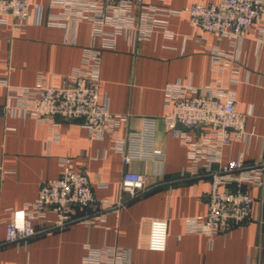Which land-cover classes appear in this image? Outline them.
Segmentation results:
<instances>
[{
	"label": "crops",
	"instance_id": "obj_1",
	"mask_svg": "<svg viewBox=\"0 0 264 264\" xmlns=\"http://www.w3.org/2000/svg\"><path fill=\"white\" fill-rule=\"evenodd\" d=\"M30 1L43 6L30 23L16 29L10 18L0 24V80L31 87L43 78L47 85L65 86L80 67L85 49L99 48L100 40L93 39L88 21L68 27L48 25L47 16L61 9L52 6L51 0ZM197 2L209 0L154 1L183 11L170 16L167 30L171 34L159 29L149 39L120 35L114 48L101 51L102 100L111 112L127 117L118 136L125 138L143 127L144 118H155L154 145L164 151L163 161L134 160L125 165L115 137L92 138L81 119H60L52 133L48 123L8 114L4 109L8 86L0 84V240L5 238L13 210L34 201L44 181L61 175V158L70 159L74 170L85 173L95 194L104 199L119 197L126 170L148 178L144 193L108 212L101 224L74 222L52 233L3 244L0 264H83L86 244L127 248L131 264H264V226L259 221L264 216V186L248 187L255 202L245 223L213 236L187 226L188 218L208 211L210 179L185 177L188 149L167 128L165 87L177 82L195 87L210 84L214 77L211 47H231L228 38H217L191 24L184 10ZM237 50L239 80L231 89L237 111L246 115V135L227 144L222 157L224 163H252L264 156V43L242 38ZM187 130L201 135L207 127ZM154 217L169 222L165 251L148 248ZM45 224L35 221L36 227Z\"/></svg>",
	"mask_w": 264,
	"mask_h": 264
},
{
	"label": "built area",
	"instance_id": "obj_2",
	"mask_svg": "<svg viewBox=\"0 0 264 264\" xmlns=\"http://www.w3.org/2000/svg\"><path fill=\"white\" fill-rule=\"evenodd\" d=\"M154 1L160 0H51L50 4L61 11L47 16L48 25L68 27L88 21L93 39L100 40V47L85 49L80 67L65 86L47 85L43 78L31 87L12 86L0 80V84L8 86L5 112L48 123L52 133L60 119H81L82 127L92 138L104 139L109 134L115 137V148L123 155L125 165L134 160L163 161L164 151L154 145L156 119L144 118L140 130L121 138L118 129L127 117L111 112L100 91L101 51L114 48L118 36L149 39L159 29L171 34L167 30L170 16L183 11L162 7ZM184 11L193 26L217 38H228L231 43L229 49L211 47L214 77L210 84L195 87L177 82L165 87L167 128L188 149L190 164L185 177L210 179L208 211L206 215L188 218L187 226L191 231L213 236L248 221L255 202L248 187L264 186V156L252 163L243 160L224 163L222 157L227 144L246 135V115L237 111L231 85L239 80L238 42L253 37L264 43V0H209L194 3ZM42 12L43 6L30 0H0V24L12 18L16 29ZM203 125L207 130L201 135L187 130ZM60 165L61 175L44 181L34 201L13 210L0 247L52 233L74 222L99 225L108 212L118 210L148 189L147 176L129 169L123 173L119 197L100 198L89 177L74 170L70 159L61 158ZM36 220H44L46 224L36 227ZM259 221L264 226V216ZM168 231L167 218H152L148 248L165 251ZM82 262L131 264V259L129 250L122 246L86 244Z\"/></svg>",
	"mask_w": 264,
	"mask_h": 264
}]
</instances>
